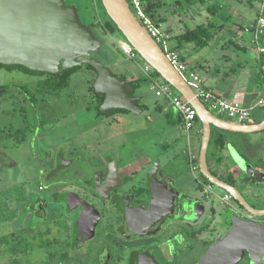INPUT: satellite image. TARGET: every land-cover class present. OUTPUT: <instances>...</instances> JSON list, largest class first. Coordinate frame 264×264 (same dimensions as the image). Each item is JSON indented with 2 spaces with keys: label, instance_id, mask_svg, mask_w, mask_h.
Wrapping results in <instances>:
<instances>
[{
  "label": "rangeland",
  "instance_id": "obj_1",
  "mask_svg": "<svg viewBox=\"0 0 264 264\" xmlns=\"http://www.w3.org/2000/svg\"><path fill=\"white\" fill-rule=\"evenodd\" d=\"M241 1L250 5L249 0H205V5L198 3L187 7L188 5L184 4L186 8L172 5L161 10L166 18V21L161 24V29L173 36L187 29H194L201 24L215 23L206 11V7L214 3L222 6L221 15L224 21L231 12V8L238 6V2ZM67 2L79 8L82 22L93 29L97 39L103 43L101 50L103 57L94 54L95 59L100 60L115 76L122 79L126 77L128 80H134L137 77L147 78L137 88L135 95L142 98L140 104L147 106L148 109L137 115L132 113L115 114L111 117L98 115L96 111L98 100L90 90L91 81L94 79L96 81L97 74L85 66L71 76L70 86L59 99L50 96L39 97L40 103L34 108L32 103L18 92V86L21 84L34 91L41 77L20 69L8 70L0 67V87H8L7 93L0 94V122L3 125L12 122L19 126L22 120L19 110L21 107H26L23 116L32 125L25 142L14 144L12 141L8 147L0 148V237L28 231L25 236L28 238L38 236L37 243H53L46 249L37 247L29 255L14 257L19 261L18 263H13L8 256L2 257L0 254V264H88L86 261L81 262L71 257L65 261L61 260V255L67 251V246L66 243H59V239L60 241L65 240V235L63 236L61 229L57 228V225L61 223L60 220H56L54 216L50 217L51 208L42 220L41 216L33 212V207L36 199L50 200L55 194L56 196L60 194L70 183L75 184L74 171L78 168L84 169L91 163L90 160H98L104 156L103 151L105 150H111L118 155L120 153L125 159L131 157L135 160L142 159L145 162L158 160L163 166H175L184 191L192 197L201 199L207 213L211 208L218 211L225 206L221 198L226 193L216 187H213L210 193H206L205 189L208 186L204 185L205 179L201 171L198 169L192 172L193 163L189 159V154L187 155L186 134L181 127L177 124L173 126L167 116L157 111L158 105L170 106L164 97H157L156 90L153 89L154 86L162 83V78L151 81L143 73L142 67L148 64L141 56L137 60L127 58L120 47V43L126 39L118 30L112 34L104 32L103 24L109 19L97 0H67ZM256 2L258 1L254 0V4H257ZM249 11L250 18L256 22L258 20L257 9L251 6ZM98 25L101 27L98 28ZM229 40L246 46L248 54L245 56L244 53L238 52L236 55ZM254 41L253 32L241 33L235 38L232 35L220 33L208 47L195 49V52L191 54L192 57L189 54L186 55L187 62L190 64L189 68L199 72L205 85H209V75L206 71L209 66L216 68V65L224 62L228 68H236L239 62L245 64V58H251L258 52ZM222 44L228 47V52L233 58L229 62L218 58ZM189 47L195 46L186 45L184 50ZM197 61H200L204 68L197 66ZM154 72L151 68V73ZM6 112L15 113L9 118ZM170 112L173 113L172 108ZM212 113L217 115L215 111ZM223 118L228 119L225 116ZM262 120H264V107L252 109L251 123ZM42 122H47L45 127H41ZM244 137L248 142H243ZM236 139L238 142V146L235 143L236 150L244 153L247 149L253 152L249 155L248 162L264 172L263 133L237 134L235 141ZM192 141L194 153L199 157V139L194 138ZM214 149L211 144L208 160L212 172H216L220 166V172L223 168L226 172L232 173L234 165L227 152L220 153L218 156H221V159L219 161L216 159L212 165ZM71 163L72 167L67 169ZM220 172L217 174L221 175ZM81 176L78 183L88 177L86 173H82ZM244 178L249 177L243 175L240 179ZM207 185L210 184L207 183ZM40 187H43L44 191H40ZM242 190L245 192V189L242 188ZM229 204L237 206L234 201H230ZM48 230L49 234L46 235ZM29 241L33 243L31 239ZM86 250L93 251L92 245ZM177 264H189V261L185 260Z\"/></svg>",
  "mask_w": 264,
  "mask_h": 264
},
{
  "label": "water",
  "instance_id": "obj_2",
  "mask_svg": "<svg viewBox=\"0 0 264 264\" xmlns=\"http://www.w3.org/2000/svg\"><path fill=\"white\" fill-rule=\"evenodd\" d=\"M101 1L108 17L126 41L197 111L202 125L199 170L212 188L216 187L230 194L245 212L241 213L235 206L224 203L225 206L220 211L233 216L228 220L234 229L224 242L212 245L200 264H238L245 251L250 255L251 264H264V173L247 163L227 141L228 155L239 173L237 180L241 182L240 178L246 175L260 181L257 185L241 184L250 191V200L257 206L254 207L236 187L215 176L208 163L212 127L232 134L264 133V120L240 124L214 115L171 64L162 48L137 19L127 0ZM102 45L83 24L78 8L67 5L66 0H0V65L22 66L34 72L55 75L90 65L97 72L94 89L100 98H104L100 106L104 115L116 110L141 114L144 112L139 105L142 98L133 94L128 81L115 76L105 64L94 58V54H101ZM161 193L155 189L148 210L140 214L141 219L149 221L144 229L156 224L174 210L177 195L172 191ZM79 200L81 204L84 203L80 198ZM73 203L71 200V204ZM78 204L74 203L73 207ZM187 205L196 215L206 212L205 204L197 197H192ZM237 214H242L248 221H241ZM223 220L227 221V218L223 217ZM129 224L134 223L129 219ZM96 227V220L85 224L82 227V241L92 239ZM241 232H247L256 243H238L237 238ZM150 264L155 262L150 261Z\"/></svg>",
  "mask_w": 264,
  "mask_h": 264
},
{
  "label": "flooded vegetation",
  "instance_id": "obj_3",
  "mask_svg": "<svg viewBox=\"0 0 264 264\" xmlns=\"http://www.w3.org/2000/svg\"><path fill=\"white\" fill-rule=\"evenodd\" d=\"M66 4L70 6L67 0ZM99 55L103 57L102 52ZM190 143L191 146L194 145L192 140ZM103 153L104 156L98 160H90L91 163L83 167L85 172L82 168L74 171L75 184L70 183L50 200L36 199L34 207L32 206L33 212L41 216L42 220L50 208V217L54 216L56 220H60L57 228L61 229L65 240L59 239V243H66L67 251L64 254L68 257L86 261L88 264H150V261L155 264H177L185 260H188L189 264H200L212 245L224 242L233 231L234 228L228 220L233 216L227 212L222 213L213 208L203 215L192 212L187 205L192 196L180 186L179 172H176L175 166H163L158 160L145 162L131 157L125 159L120 153L118 155L111 150H105ZM239 153L247 162L249 155L253 154L247 149L244 153ZM218 155L216 159L219 161L221 156ZM71 167L72 163L67 169ZM82 173H86L88 177L78 183ZM226 173L225 177L213 171L215 176L236 187L252 206L257 207L250 200V191L245 189L244 192L241 184L257 185L260 181L244 178L239 182L233 171L231 174ZM204 185L208 186L206 181ZM155 189L160 193H175L176 204L169 215L144 229V225L149 221L141 219L140 214L148 210ZM39 190L44 191V188L40 187ZM79 198L83 200V204ZM71 200L79 204L73 207ZM52 205L54 207H51ZM235 207L245 213L238 204ZM237 215L241 221H248L242 214ZM223 217H226L227 221H224ZM129 219L133 221V225L129 224ZM94 220L97 221L95 236L82 241V227ZM239 235L238 243H256L247 232H241ZM91 245L93 251L86 250ZM239 261L238 264H251L249 253L245 251Z\"/></svg>",
  "mask_w": 264,
  "mask_h": 264
},
{
  "label": "trees",
  "instance_id": "obj_4",
  "mask_svg": "<svg viewBox=\"0 0 264 264\" xmlns=\"http://www.w3.org/2000/svg\"><path fill=\"white\" fill-rule=\"evenodd\" d=\"M96 1V0H95ZM170 0H143L145 10L149 17L153 19V21L157 24V26H160L162 23L166 21V18L161 15V10L166 9L172 5L174 6H180L182 8H186L184 4H187V7L197 5L198 3L205 5V0H173L174 2H169ZM185 1V3H184ZM97 2L100 3L102 9L104 10V13L107 15L101 0H97ZM222 6L218 3L211 4L206 7L207 13L211 17H216L220 14L222 11ZM108 17V15H107ZM109 20H107L103 24V29L105 33H115L117 31L116 25L112 22V20L108 17ZM88 27V26H87ZM98 28L101 27V25L97 26ZM89 30L94 34V30L88 27ZM224 29V24L217 25L212 22H208L207 24H201L194 29H187L181 34L173 35L174 45L176 49H180L184 47L185 45L193 44L195 46V49H203L209 46L211 41L218 36V34ZM250 30H253V28H248ZM101 30V29H100ZM95 35V34H94ZM97 38V36L95 35ZM235 45V44H234ZM238 46V45H236ZM256 46V44L254 45ZM256 50L259 52L258 56L255 58L253 67L258 69V78H257V84L259 87L264 88V53H261L256 46ZM183 59V58H182ZM244 65V64H241ZM1 68H6L8 70L12 69H20L23 70L31 75L41 77L40 80L37 81L35 85L34 91H31L27 88V86L19 85L18 86V92L23 94L25 99L32 103V106L35 108L40 103V98L45 97H55L60 98L62 96V93L70 86V79L71 76L77 72L80 71L83 67H79L73 71L64 73V74H48L44 72H34L31 71L25 67L22 66H4L0 65ZM85 67L89 70L94 71L96 74V70L91 67L90 65H85ZM194 70V69H193ZM151 81L160 80L161 76L155 71L154 73H151L149 76ZM127 80V79H124ZM146 77H138L137 79L128 81L130 89L133 91V94L135 95V92L137 88L146 81ZM162 83H166L163 79H161ZM95 79L91 81V91L94 93L95 97L98 100V105L96 106V111L98 112V115L100 116H107L111 117L115 114H124V113H130L126 110H116L110 113L109 115H104L100 111V106L103 104L104 98H100L94 89ZM168 84V83H166ZM173 88V87H172ZM8 92L7 86H1L0 87V94L4 95ZM136 96V95H135ZM144 110H147L148 107L145 105H141ZM26 107H21L19 110V115L22 117L21 124L19 126H16L12 122L6 123L3 125L0 122V148H6L9 146L10 142H14V144H22L25 142L27 135L31 132V122L23 116L25 113ZM157 110L162 111V107H158ZM15 112H13L14 114ZM8 114V115H7ZM13 114H10V112H6V115L10 118ZM171 124L172 123V112H168L166 114ZM1 117V115H0ZM178 122V123H177ZM181 124V118L179 116V119L175 121L174 124ZM47 122L40 123L41 127H45ZM198 124H200V121L198 119ZM201 127V126H200ZM230 134L228 132L219 130L215 127H212V136H211V144L214 146V151L212 153V156H216L220 151L225 149L226 142H227V135ZM209 151V150H208ZM210 161L208 160V163ZM215 175V174H214ZM204 178V177H203ZM205 179V178H204ZM205 181L209 184V182L205 179ZM12 218V217H10ZM9 219V218H7ZM27 234L26 231H21L19 233H12L9 236L0 237V254L2 257H7L11 259L13 263H18V260H15L14 257L17 256H26L29 255L35 248H43L46 249L49 246H52L53 243H37L38 236H34L32 238H28L25 236ZM49 234V230L46 231V235ZM43 236V234H42ZM41 236V240L43 237ZM33 241L31 243L29 240ZM36 242V243H35ZM51 257L53 255L51 254ZM69 257L66 254L61 255V260L65 261Z\"/></svg>",
  "mask_w": 264,
  "mask_h": 264
},
{
  "label": "built area",
  "instance_id": "obj_5",
  "mask_svg": "<svg viewBox=\"0 0 264 264\" xmlns=\"http://www.w3.org/2000/svg\"><path fill=\"white\" fill-rule=\"evenodd\" d=\"M257 1V4H255V8L258 13V20L255 24L256 27L253 30L246 29V31L254 33V42L259 51L264 53V0ZM127 2L140 23L147 29L150 35L162 48L171 64L178 70L192 90L211 112L215 111L217 113L216 116L220 118L225 116L228 118L227 120L232 122L251 124L252 109L244 107L236 101L229 102L228 100L218 97L211 90L207 89L204 86V81L202 80L200 73L196 70L190 69L183 61L180 51L173 45V36L162 30L161 25L157 26L153 19L148 16L143 0H127ZM261 44H263V46H261ZM120 47L128 59L137 60L140 57L138 52L134 50V48L126 40L120 43ZM142 71L146 76H149L151 74V67L146 65L142 67ZM166 83H159L157 86H154L153 89L156 90L157 97H164L180 115L182 127L188 139V153L191 162L193 163L192 171L195 172L199 169V164L197 158L193 155L190 142L198 125V114L181 94L172 88L171 85ZM257 106L264 107V94L259 99ZM211 190V185H208L205 192L210 193ZM222 201L231 205L229 202L232 201V197L230 194L226 193L222 197Z\"/></svg>",
  "mask_w": 264,
  "mask_h": 264
},
{
  "label": "crops",
  "instance_id": "obj_6",
  "mask_svg": "<svg viewBox=\"0 0 264 264\" xmlns=\"http://www.w3.org/2000/svg\"><path fill=\"white\" fill-rule=\"evenodd\" d=\"M248 2H250V5H246L242 1L238 2L239 5L231 8L232 9L231 12L225 18L224 21L222 19L223 15H221V12L218 16L212 17V20L217 25H220L222 23L224 24V29L220 33H224L225 35L226 34L232 35V37L235 38V37H238L241 33L245 34L247 32L246 29L253 28V25H255L256 22L254 19L250 18L251 16L249 14L250 13L249 9H251V6H253V8H254L255 4H254V0H249ZM249 6H250V8H249ZM161 15L164 16L162 11H161ZM174 35H177V34H174ZM215 38H217V36ZM215 38L213 40H215ZM219 38L221 39V37H219ZM224 43L226 44L227 41L225 40ZM229 43L234 47V49H235L234 51L236 52V55H238V52L244 53L245 56L248 54V48L246 46H243V45L241 46L239 43H236L233 40H229ZM225 44L221 45V49H220L221 54H219L218 58L220 60L224 59L225 61L229 62L233 58H231V56L228 52V47L227 46L225 47ZM189 45H191V44H189ZM236 45H238V46H236ZM254 45H255V42H254ZM184 47H186V45ZM184 47L180 48L179 51H180V54L183 58V61L189 67L190 64L187 62V56L186 55L189 54V56H190L193 52H195V47L186 48L187 50H184ZM258 54L259 53L257 52V54L255 53V55H253V57L247 58V59L245 58V60H246L245 64L241 65L243 63L239 62L238 66L236 68H228L224 62H220V64L218 66L216 65V68H213L212 65L209 66V68H207V70H206L208 72V75H209V79H208L209 85H205V83H204V86L207 89L211 90L213 93H215V95H217L218 97H221L225 100H228L229 102L236 101V102H239L240 104H242L244 107H247L249 109H257L258 108V106H257L258 101L264 94V88H263V90H262V88L260 89L258 87V84H257L258 83L257 82L258 69L253 67L255 58L258 56ZM220 56H221V58H220ZM190 57H192V55ZM242 59H244V58H242ZM202 65L203 64L200 61H197V66L204 68ZM191 69H193V68H191ZM126 79H127V77H126ZM131 80L127 79V81H131ZM168 105H170V104L168 103ZM158 107H162V111H159V110H157V111L163 113L165 116L168 112H170V110L172 108V110H173L172 123H173V126H175L174 123L177 119H179V116H180L178 114V112H176V110L171 105L166 107L162 104V105H158L156 108H158ZM175 114H176V116H174ZM177 125H179L181 127L182 131L185 133V131L182 127V122H181V124L179 123ZM199 125L200 124H198L196 127L197 131L194 132L192 140L194 138L199 139V143H200V147H201L202 125H201V127H199ZM234 135H235V137H234ZM236 135L237 134L230 133L226 137L228 143L231 144L233 147H236L235 143L238 146L237 139L235 141ZM246 141L248 142V140H246V138H245L243 142L246 143ZM263 141H264V133H263ZM186 143H187V147H188L187 136H186ZM191 150L193 152V155L198 159L199 157H197L196 154L194 153V146H192ZM187 151H188V149H187ZM199 152H200V148H199ZM223 152L228 153L227 146L222 151V153ZM217 155L218 154H216V156H212V162H211L212 165L215 163ZM190 161H191V159H190ZM209 166H210V162H209ZM216 171L220 172V166L218 167V170H216ZM232 171H233V173H235V175L237 177V175L239 173H237L236 169L233 168ZM220 173L223 176H225L224 174H227L226 170H224L223 168H221ZM179 182H180V186H181V179L180 178H179Z\"/></svg>",
  "mask_w": 264,
  "mask_h": 264
}]
</instances>
